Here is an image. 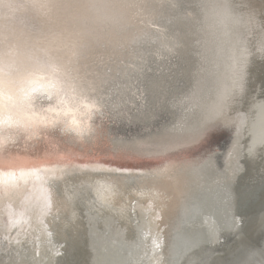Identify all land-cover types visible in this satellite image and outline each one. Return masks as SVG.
Instances as JSON below:
<instances>
[{
	"label": "bare ground",
	"instance_id": "bare-ground-1",
	"mask_svg": "<svg viewBox=\"0 0 264 264\" xmlns=\"http://www.w3.org/2000/svg\"><path fill=\"white\" fill-rule=\"evenodd\" d=\"M152 5L134 9L126 43L100 36L78 58L102 110L43 112L31 139L3 133L21 166L0 174V264H53L65 248L77 264H264L259 229L236 215L264 202V0ZM42 19L7 23L27 36ZM29 91L54 100L39 81ZM89 114L91 132L70 126Z\"/></svg>",
	"mask_w": 264,
	"mask_h": 264
},
{
	"label": "snow or ice",
	"instance_id": "snow-or-ice-1",
	"mask_svg": "<svg viewBox=\"0 0 264 264\" xmlns=\"http://www.w3.org/2000/svg\"><path fill=\"white\" fill-rule=\"evenodd\" d=\"M138 8L151 11L152 0H0V174L8 172L11 178L12 173L21 166L20 158L7 152L9 141L3 133L18 131L23 127L31 139L36 129L33 127L32 132L27 130L35 125L38 118L41 122L47 120L40 115L43 112L75 115L81 106L102 110L103 105L97 100L85 98L86 89L76 75L78 58L83 54L84 47H94L100 36L108 43H126L129 34L122 29L125 25L136 26L134 9ZM31 11H37L43 17L37 33L26 36L7 23L17 13ZM34 81L41 82L44 93L54 97L52 103L46 104L31 95L29 89ZM69 95L80 98L74 108H70L66 101ZM80 123L91 132L90 114L87 120L81 122L71 120L70 126L78 127ZM205 134H210L209 130H205ZM39 163L54 168L46 159ZM133 167L141 166L116 171H132ZM169 167L165 164L149 169V172L162 174ZM32 173L36 175L35 165L32 166ZM50 208V199L45 196L43 210L46 212ZM236 215L240 229L245 226L250 231L258 228L264 238V202L258 213L249 202ZM153 246L154 249L161 247L156 240H153ZM69 257L70 253L65 248L57 254L53 264H77Z\"/></svg>",
	"mask_w": 264,
	"mask_h": 264
},
{
	"label": "rangeland",
	"instance_id": "rangeland-1",
	"mask_svg": "<svg viewBox=\"0 0 264 264\" xmlns=\"http://www.w3.org/2000/svg\"><path fill=\"white\" fill-rule=\"evenodd\" d=\"M102 146H104L105 148L109 149V147H107V145H101V147H102ZM143 234H144V237H145V235H146V232H145V233H143ZM149 246H151V245H149ZM39 255H42L41 251L39 252Z\"/></svg>",
	"mask_w": 264,
	"mask_h": 264
}]
</instances>
